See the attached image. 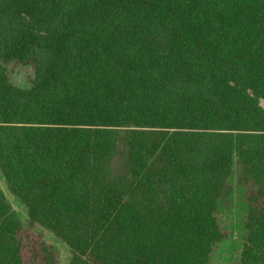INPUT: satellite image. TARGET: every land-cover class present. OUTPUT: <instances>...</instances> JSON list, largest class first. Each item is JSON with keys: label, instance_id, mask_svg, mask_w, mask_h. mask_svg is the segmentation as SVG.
<instances>
[{"label": "trees", "instance_id": "trees-1", "mask_svg": "<svg viewBox=\"0 0 264 264\" xmlns=\"http://www.w3.org/2000/svg\"><path fill=\"white\" fill-rule=\"evenodd\" d=\"M262 101L264 0H0V264H209L236 159L264 264Z\"/></svg>", "mask_w": 264, "mask_h": 264}, {"label": "rangeland", "instance_id": "rangeland-1", "mask_svg": "<svg viewBox=\"0 0 264 264\" xmlns=\"http://www.w3.org/2000/svg\"><path fill=\"white\" fill-rule=\"evenodd\" d=\"M5 65L13 83L25 88L30 86V79L34 74L32 65L22 64L16 60L7 62ZM261 103L264 105V101ZM0 187L3 189L20 220L28 227L30 223L28 209L20 198L11 192L1 170ZM255 191L256 187L244 171L243 165L236 159L232 173L227 181V186L219 198L215 211L224 236L215 245L209 264H229L236 263L239 260L247 233L246 217L249 207L248 201ZM32 229L33 232L38 233L35 234L40 239L47 240L49 244H53L56 247L59 264H69L71 249L67 243L41 224L37 223L32 226Z\"/></svg>", "mask_w": 264, "mask_h": 264}]
</instances>
